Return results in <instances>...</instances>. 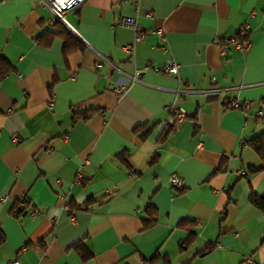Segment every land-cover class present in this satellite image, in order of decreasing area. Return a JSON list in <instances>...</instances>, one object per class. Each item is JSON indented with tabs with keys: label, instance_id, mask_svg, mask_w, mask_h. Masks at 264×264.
Instances as JSON below:
<instances>
[{
	"label": "crops",
	"instance_id": "0c3cea01",
	"mask_svg": "<svg viewBox=\"0 0 264 264\" xmlns=\"http://www.w3.org/2000/svg\"><path fill=\"white\" fill-rule=\"evenodd\" d=\"M65 18L82 48L39 41L57 29L44 0H0V264H264L247 143L264 130V0H83ZM168 59L176 73L156 69Z\"/></svg>",
	"mask_w": 264,
	"mask_h": 264
},
{
	"label": "built area",
	"instance_id": "2783aa9c",
	"mask_svg": "<svg viewBox=\"0 0 264 264\" xmlns=\"http://www.w3.org/2000/svg\"><path fill=\"white\" fill-rule=\"evenodd\" d=\"M45 2L50 4V8H51V20L52 21H59L61 22L65 27H67L68 29L74 30V28L70 25V23L67 21V19L65 18V12L68 9L74 8L76 6H78L83 0H44ZM134 5H137V3L139 2V0H132ZM118 23L121 25H126L129 26L131 28H133L134 32H135V39H138L141 37L142 33L139 32L138 28H137V22H136V17L134 15H122L118 18ZM245 26H242L241 31H244ZM157 33L162 36V29H157ZM125 49L127 51H129V58L130 60L133 59V52H132V44H128L125 45ZM102 61H107L106 57L102 54L99 55V58L96 60L95 62V67L98 68L101 64ZM158 71H164V72H168V73H176L177 72V63L174 62L172 59H168L166 61V63L161 66L156 68ZM132 80L137 79L136 78V74H134L133 76H131ZM121 86V85H120ZM125 86H121L120 88H124ZM117 90H120L117 88ZM245 105H248L249 103L247 101H244ZM230 105L234 106V107H238L241 105V101L239 100H231L230 101ZM184 116V112L180 111V110H173L172 113L170 114L169 117V122L171 123V125L176 126L179 121L183 118ZM13 137L15 138L16 136L13 135ZM88 159L84 158L79 166L78 172H77V177L76 179H79V177L82 176V166L84 165V163H87ZM133 170H131L132 172ZM169 181L170 184L174 187H182L184 184V180L182 179L181 176L177 175L176 173H172L169 176ZM66 198V197H63ZM67 200V199H65ZM19 207L21 209H25L28 205V199L26 196L22 197L21 199H19ZM69 207V206H67ZM36 214V209H31L30 210V215L34 216ZM39 248V247H38ZM7 264H21L19 259L17 257H14L13 259H11Z\"/></svg>",
	"mask_w": 264,
	"mask_h": 264
},
{
	"label": "trees",
	"instance_id": "16d2710c",
	"mask_svg": "<svg viewBox=\"0 0 264 264\" xmlns=\"http://www.w3.org/2000/svg\"><path fill=\"white\" fill-rule=\"evenodd\" d=\"M53 25L57 26V29L55 28H47L45 31H43L41 34L37 36L39 41L42 43L44 40L51 39L54 37V35H60L61 38L63 39V51H68V50H73L75 48H82L83 45L81 42L59 21H53ZM247 38V34H244L243 31H239L236 34V40H239L241 44H245V40ZM48 43L47 45H49ZM8 60L4 56H0V75L5 74L8 70L9 67L7 66ZM49 87H52V84H49ZM70 109L74 111L75 113H79V115L83 118L86 119L92 112V110H97L96 108L93 107H83L81 106L80 103L73 104L70 106ZM247 143L251 145L255 151L258 153L260 158L263 161L262 168H264V130L258 132L254 136H252L250 139L247 140ZM260 169V167L257 166H251V171H256ZM249 199L253 204H255L258 207H261L264 209V196L259 195L255 193L254 191L251 192L249 195ZM72 205V204H71ZM21 209L20 211H22ZM155 221L154 217H149V218H144V227L149 226L153 224ZM192 235V233H190ZM189 235V236H190ZM182 244V242H181ZM208 248L204 249L203 252H206Z\"/></svg>",
	"mask_w": 264,
	"mask_h": 264
}]
</instances>
